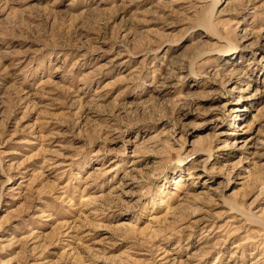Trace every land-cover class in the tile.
Masks as SVG:
<instances>
[{
	"label": "rangeland",
	"instance_id": "rangeland-1",
	"mask_svg": "<svg viewBox=\"0 0 264 264\" xmlns=\"http://www.w3.org/2000/svg\"><path fill=\"white\" fill-rule=\"evenodd\" d=\"M212 3L0 0V264H264V0Z\"/></svg>",
	"mask_w": 264,
	"mask_h": 264
},
{
	"label": "bare ground",
	"instance_id": "bare-ground-1",
	"mask_svg": "<svg viewBox=\"0 0 264 264\" xmlns=\"http://www.w3.org/2000/svg\"><path fill=\"white\" fill-rule=\"evenodd\" d=\"M217 3H218V0H213V3H212L213 5H212V7L215 8V6L217 5ZM235 55H236V53L232 54V57H235ZM233 112H237V113L235 114L236 117L239 116V111H238V109H234ZM209 155H210V154H209Z\"/></svg>",
	"mask_w": 264,
	"mask_h": 264
}]
</instances>
